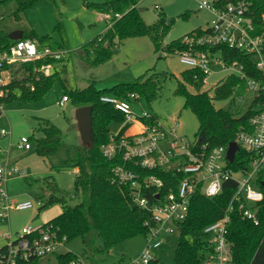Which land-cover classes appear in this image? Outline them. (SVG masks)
I'll use <instances>...</instances> for the list:
<instances>
[{"label": "trees", "instance_id": "obj_1", "mask_svg": "<svg viewBox=\"0 0 264 264\" xmlns=\"http://www.w3.org/2000/svg\"><path fill=\"white\" fill-rule=\"evenodd\" d=\"M6 1L9 0H0V3ZM14 1L17 4V9L13 15L18 18L20 13L38 0ZM139 1L102 0L99 3H90L84 0V6L92 8L99 14L120 15L118 19L113 18L108 21L111 23L108 27V22L103 21L106 23L103 32L80 47L88 66H98L111 59L118 46L127 38L149 37L154 53H159L161 57L164 54L171 55L185 51L187 46L182 42V38L193 32H201V29H195L179 39L163 43V38L169 31L172 19L167 22V19L159 12L156 20L152 24L146 25L136 9ZM252 11L254 12L252 15L254 21L259 27L260 14L264 12L262 2L256 1L252 4ZM182 16L185 18L188 15L184 13ZM58 27L59 25L56 26V28ZM21 39H34L55 52L62 50V46L54 43L50 35L37 37L33 33H23ZM13 42L7 38L6 33L0 32V50L7 49ZM198 49L206 50L207 48ZM209 50L219 53L227 64L235 62L241 65L248 77L264 82L263 74L256 70L249 55L227 46ZM59 61L61 58L47 56L44 59L9 67V82L2 87L7 96L1 98L0 103L2 106L14 100L24 104L36 103L58 81L64 89L62 96H65L75 108L91 107L92 147L85 148L79 145L75 149L73 158L65 160L61 165V168L64 169L76 170L73 179V198H77L79 201L70 206L63 197L58 198L50 195L44 206L53 202L61 203V213L49 222L59 227L67 241L78 238L92 252L95 250L96 238L102 242L101 251H108L126 239L137 235L145 236L154 226V222L146 211L132 205L131 190L127 186L118 185L112 181L113 168L119 165L123 166V161L121 155L112 159L104 157L101 148L107 145L113 136L109 132V124L111 122L122 124L124 114L113 105L101 102V97L111 96L128 102L132 99L143 98L147 102H152L157 98L162 84L167 79L174 78L176 80L174 94L183 98V109L191 111L197 121L194 140L199 145H206L208 149L227 146L235 139L238 132L248 130L249 119L255 112L252 107H259L264 102V95L258 93L242 114L215 108L214 100L243 97L245 95L244 80L234 74H229L214 86L212 95H209L208 91L202 90L204 85L202 72L198 69L187 68L182 70L178 77L167 72L148 70L133 81L114 84L110 89H96L93 82L82 89H71L66 88L64 79L60 77V72L54 67ZM44 64L51 65L52 71L48 75L39 72V68ZM36 76L39 77L38 81H35ZM31 85L33 90L30 89ZM131 95L134 98H131ZM152 117L157 118L155 115ZM148 122L152 124L153 119ZM126 127L119 129L114 138L118 139ZM39 131L42 133L41 138L28 137L30 142L32 140L35 142L34 153L42 158L55 154L63 138L62 131L48 120L39 121ZM251 157L249 152L240 148L235 155L234 162L229 167L234 171L243 170ZM133 170L141 178L153 175L160 179L162 181V187L159 189L160 196L169 191H175L181 179V174L178 172L140 168ZM261 183V178L255 182V186L262 192V200L258 203L256 211L257 224L242 218L238 202L233 200L231 203L226 239L232 245V264H264V188ZM155 191L154 188H151L143 192L150 203L155 202ZM235 191L236 182L227 180L223 182L220 192L213 197H206L199 192L192 195L187 215L177 226L179 236L173 255L174 264H203L205 258L212 253L213 247L204 239L202 231L207 225L225 215ZM72 258L74 257L70 253L57 255V264H67ZM38 260L36 258L29 259L20 261L18 264H38ZM90 264L92 263L90 262Z\"/></svg>", "mask_w": 264, "mask_h": 264}, {"label": "built area", "instance_id": "obj_2", "mask_svg": "<svg viewBox=\"0 0 264 264\" xmlns=\"http://www.w3.org/2000/svg\"><path fill=\"white\" fill-rule=\"evenodd\" d=\"M256 1L262 2L264 6V0L199 1L198 8L206 9L211 14V21L206 29H201V32H193L182 38L187 49L175 53L179 62L187 69L200 70L204 75V82L213 73L212 65L218 64L221 71H229V74L244 80L245 95L252 94L253 98L258 93L264 95V82L248 77L241 65L235 62L227 64L219 53L209 50L227 46L241 51L251 57L256 70L264 76V12L260 14L259 28L252 16L254 13L252 4ZM119 17V14H100L101 20L107 22ZM110 24L108 22L107 27ZM201 47L207 49L199 50L198 48ZM61 55L62 52L41 46L34 39L16 40L7 49L0 50V99L7 96L2 87L9 82V67L44 59L47 56L58 59ZM51 71L49 64L39 68V72L44 75L50 74ZM38 79L39 77L36 76L35 81ZM30 89L33 90L32 85ZM130 97L134 98L133 95ZM100 100L113 105L124 114V121L119 129L127 126L118 139L114 138L117 132L111 137V141L101 148L102 155L108 159L121 155L123 166L113 168L112 181L127 186L131 190L132 205L146 211L154 222V226L145 235L146 241L140 253L116 264H161L158 257L161 248L159 237L163 233L171 232L172 227H177L185 219L192 195L199 192L206 197H213L220 192L224 181L234 180L236 191L225 215L207 225L202 231L204 239L213 247L212 253L205 258L203 264H232V245L226 239L231 203L233 200L238 202L242 218L257 224V205L262 200V192L255 186V182L258 178L264 182V102L250 117L249 129L238 132L233 140L238 150L241 148L252 155L245 169L234 171L229 165L234 162L238 150L233 161L229 162L226 159L228 145L208 149L206 145H199L195 140L188 141L181 136H175L174 128L165 127L150 113L135 115L128 101L111 96H103ZM67 101V98L62 96L58 104L63 106ZM150 119H153L152 124L148 122ZM134 124L137 129L130 132V127ZM6 138H10V131L1 129L0 141ZM160 142H165V149L161 148ZM15 146L20 150H31L30 141L25 136L19 137ZM3 153L4 149L0 145L1 221L8 218L11 210H27L34 206L31 201L10 204L5 191L6 178L17 173L18 168L9 164ZM134 168L178 172L181 174V179L175 191L160 196L162 181L153 175L141 178L133 170ZM151 188L156 190L153 203L143 195L144 191ZM3 237L5 244L0 248V264H18L20 261L56 255L67 242L66 236L61 234L59 227L49 221L42 224H27L14 234L4 233ZM68 253L74 258L67 264H90L79 253L65 252L59 255Z\"/></svg>", "mask_w": 264, "mask_h": 264}, {"label": "rangeland", "instance_id": "obj_3", "mask_svg": "<svg viewBox=\"0 0 264 264\" xmlns=\"http://www.w3.org/2000/svg\"><path fill=\"white\" fill-rule=\"evenodd\" d=\"M101 1L87 0L90 3ZM199 1L201 0H140L136 9L146 25L152 24L159 12L167 20L172 19L169 31L163 38V43H168L195 29H206L210 24L211 14L206 9L198 8ZM16 6L14 0L0 3V32L9 34L13 31H22L25 34L33 33L37 37L50 35L54 43L62 46V50L56 51L62 52L61 61L54 67L60 72L66 88L82 89L93 82L96 89H110L114 84L133 81L148 70L167 72L178 77L179 73L186 69L176 54H164L160 57L159 53H154L147 36L124 39L114 57L98 66L90 67L80 47L102 33L106 23L101 20L97 11L84 6V0H38L20 13L18 18L13 15ZM184 13L188 15L185 18L182 16ZM212 70L213 73L206 78L202 88L208 91L209 95H212L214 86L229 74V71H221L218 64H213ZM175 88L176 80L167 79L154 101L132 99L129 107L137 116L144 112L155 115L165 127L174 128L175 136L193 141L197 121L191 111L183 109V98L174 94ZM63 92L62 85L57 81L36 103L24 104L14 100L4 104L0 109V130L10 131V138L1 140L0 145L9 142L7 162L18 168L17 173L6 178L5 191L8 200L13 205L25 201L34 204L31 209L11 210L6 220L0 219V247L5 244L3 234L9 229L14 234L27 224H42L61 213V203L53 202L44 206L50 195L63 197L70 206L79 201L73 198L74 170L61 168L65 160L73 158L75 149L80 145L74 116L75 106L69 100L63 106L58 104ZM253 96L247 94L241 99L233 97L214 100L213 104L215 108L242 114L251 104ZM257 108L258 106L252 107L253 110ZM41 120H48L63 133L61 144L55 154L46 158L34 153L33 140L30 142L29 151L20 150L15 146L16 140L21 136L41 138L42 133L39 131ZM120 126L111 122L108 126L109 132L116 134ZM160 146L165 149V142H160ZM178 236L177 227H172L171 232L160 235L161 248L158 257L161 264H174L173 255ZM145 241L144 235H137L111 247L108 251H101L102 242L96 238L95 250L92 252L80 239H72L67 241L65 247L56 255L39 259L38 264H57V255L65 252L79 253L92 264H116L138 255Z\"/></svg>", "mask_w": 264, "mask_h": 264}, {"label": "water", "instance_id": "obj_4", "mask_svg": "<svg viewBox=\"0 0 264 264\" xmlns=\"http://www.w3.org/2000/svg\"><path fill=\"white\" fill-rule=\"evenodd\" d=\"M169 22V19L167 20ZM22 31H13L7 34V38L12 41L20 40L22 38ZM75 120L77 131L80 137V145L85 148L92 147V120H91V107L81 106L75 109ZM238 150L237 144L232 141L228 144L226 149V159L229 162L233 161L234 155ZM264 188V182L261 183Z\"/></svg>", "mask_w": 264, "mask_h": 264}, {"label": "crops", "instance_id": "obj_5", "mask_svg": "<svg viewBox=\"0 0 264 264\" xmlns=\"http://www.w3.org/2000/svg\"><path fill=\"white\" fill-rule=\"evenodd\" d=\"M116 55V54H115ZM114 57V56H113ZM137 129V126L134 124L130 127V132H133ZM3 149H4V156L7 158V154L9 152V142H3ZM2 157H0V161H1ZM74 172H76L75 169H73ZM8 177V176H7ZM8 232H11V230L9 229Z\"/></svg>", "mask_w": 264, "mask_h": 264}]
</instances>
